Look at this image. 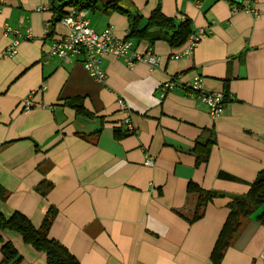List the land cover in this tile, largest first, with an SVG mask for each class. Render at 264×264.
I'll return each mask as SVG.
<instances>
[{"label":"crops","instance_id":"1","mask_svg":"<svg viewBox=\"0 0 264 264\" xmlns=\"http://www.w3.org/2000/svg\"><path fill=\"white\" fill-rule=\"evenodd\" d=\"M54 1L2 4L0 190L7 198L0 197V213L20 212L40 227L56 210L49 236L81 264H214L230 198L245 196L264 168V0H256L258 16L233 13V0H98L87 10L97 33L111 26L117 37L128 36V15L109 3L140 14L142 27L160 8L176 21L189 19L193 32H209L189 57L175 58L187 41L178 48L165 40L133 41L139 52L153 46L158 66L129 68L105 56L103 82L80 61L49 55L53 40L67 33ZM73 8L66 5L62 14ZM4 25L31 29L13 57L4 55L13 42ZM172 78L177 86L163 97ZM197 78L200 88L192 91ZM211 92L226 95L214 119L199 97ZM29 96L34 106L25 112ZM73 98H82L92 116L65 104ZM128 116L133 134L126 132ZM207 149L208 160L198 162ZM148 157L156 158L154 166L145 165ZM43 182L52 186L46 194L37 190ZM191 182L224 194L194 222L198 195L188 192ZM262 211L243 221L221 264H264ZM5 242L23 256L20 264H48L45 253L10 230L0 233V262Z\"/></svg>","mask_w":264,"mask_h":264},{"label":"trees","instance_id":"2","mask_svg":"<svg viewBox=\"0 0 264 264\" xmlns=\"http://www.w3.org/2000/svg\"><path fill=\"white\" fill-rule=\"evenodd\" d=\"M57 2H61L58 7H56ZM97 3L98 0H55L54 9L61 12L60 20L65 15L62 13L66 5L88 10L93 6L95 7ZM106 7L119 9L128 15L130 19V31L125 39L138 42L147 38L151 44H155L159 40H165L170 46L178 48L184 45L188 37L193 33L189 19L185 18L182 21H176V19L164 15L160 8H157L153 12L150 19L142 27V16L140 14L126 11L119 7L117 3H109ZM82 103V98H73L65 102L66 105L74 107L77 113L92 116L89 111L84 109ZM209 150L207 149L206 154L201 156L198 162H206L208 160ZM219 178L230 181L238 180L236 177L225 173H220ZM51 187L48 183L43 182L37 187V190L46 194ZM188 192L198 195L195 214L190 222L201 219L205 214L208 203L214 198L224 196L222 193L205 190L192 182L188 185ZM0 197L6 199L7 194L0 190ZM230 199L227 219L211 254V260L214 264L222 263L225 253L238 233L243 221L258 213L264 207V168L250 184V189L245 196H233ZM55 216L56 210L51 209L47 213L42 225L36 227L28 217L20 212H15L10 218H6L0 213V233L3 230H10L20 234L24 243L32 246L39 252L45 253L48 264H81L66 246L49 236ZM257 220L264 225V211L257 216ZM1 253L2 260L0 264H20L23 261V256L11 242L3 243Z\"/></svg>","mask_w":264,"mask_h":264},{"label":"built area","instance_id":"3","mask_svg":"<svg viewBox=\"0 0 264 264\" xmlns=\"http://www.w3.org/2000/svg\"><path fill=\"white\" fill-rule=\"evenodd\" d=\"M233 13L246 12L254 16L259 15L256 9V0H233ZM4 0H0V12ZM47 7H41L38 11L46 10ZM185 18L183 17V20ZM67 29V33L60 35L53 40L49 55L60 58L64 61H80L84 68L96 80L103 82L106 79V72L101 70L100 62L105 56H112L123 61L129 68H133L138 63H146L151 68L158 66L160 57L154 51L153 46H149L145 52H139L135 49L134 42L130 39L119 38L115 35L113 27L109 26L103 32L97 33L91 26L88 18V11L85 9L73 8L66 13L59 21ZM3 30L6 35L13 37L12 44L7 48L4 55L13 57L18 53L19 44L31 38V29L25 31L10 25H4ZM209 34L205 28H199L194 31L187 40L186 47L181 53L175 55V58L182 56L189 57L193 54L199 42ZM178 78H172L162 86L163 97L169 90L177 86ZM192 91L200 88V80L197 78L194 84L190 85ZM209 107L210 116L214 119L223 113L226 95L224 92L201 93L199 96ZM23 111L29 112L33 109L31 96L23 100ZM119 107L123 111L127 110L125 102L119 100ZM130 116V114H129ZM125 120L127 134H133L135 128L130 122V118ZM156 158L148 157L145 165L154 166ZM264 261V254L262 256Z\"/></svg>","mask_w":264,"mask_h":264},{"label":"rangeland","instance_id":"4","mask_svg":"<svg viewBox=\"0 0 264 264\" xmlns=\"http://www.w3.org/2000/svg\"><path fill=\"white\" fill-rule=\"evenodd\" d=\"M169 34H171V33H169ZM153 231H154V230H153ZM153 231H152V229H148V232H149V233H151V232H153Z\"/></svg>","mask_w":264,"mask_h":264}]
</instances>
